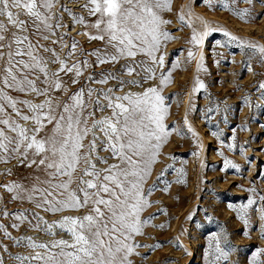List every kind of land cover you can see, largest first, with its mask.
Segmentation results:
<instances>
[{
  "label": "snow or ice",
  "instance_id": "obj_1",
  "mask_svg": "<svg viewBox=\"0 0 264 264\" xmlns=\"http://www.w3.org/2000/svg\"><path fill=\"white\" fill-rule=\"evenodd\" d=\"M216 2L241 20L249 18V8L234 7L239 0ZM205 3L213 7L212 0ZM171 7L172 0H84L80 8L85 16L66 0H0V163L16 161V167L31 169L0 182V264H133L138 247H160L141 245L135 238L149 222L141 214L155 185L146 189V181L171 133L181 134L166 123L170 106L162 94L171 82L161 51L162 42L173 39L163 27L170 23L163 13ZM187 7L178 20L191 29V61L210 22L196 15L203 26L198 30L191 5ZM65 14L72 27L80 26L76 35L100 45L85 49L70 35ZM225 34L251 53L244 61L248 71H254L253 57L264 65V45ZM120 61L116 71L101 67L115 68ZM157 68L158 83L149 84L157 78ZM201 70H206L202 53L196 60L197 73ZM203 88L197 75L191 91ZM258 90L264 96V81ZM243 100L250 103L247 95ZM184 124L195 138L187 115ZM171 160L160 175L174 167L175 156ZM229 167L240 171L241 166L225 158L224 168ZM176 171L177 182H183L185 170ZM11 175L12 168L0 170V176ZM247 191L252 193L247 203L234 211L246 227L255 214L264 238V194L254 187ZM5 192L7 204L31 207L9 209ZM69 211L81 214L51 221L42 214ZM232 250L223 230L213 233L204 264H232ZM246 264H264V246L256 247Z\"/></svg>",
  "mask_w": 264,
  "mask_h": 264
},
{
  "label": "rangeland",
  "instance_id": "obj_2",
  "mask_svg": "<svg viewBox=\"0 0 264 264\" xmlns=\"http://www.w3.org/2000/svg\"><path fill=\"white\" fill-rule=\"evenodd\" d=\"M73 1L77 2L72 4L66 0L68 7L83 13L80 5L84 0ZM212 4L213 7H209L205 0H172L171 11L163 13V18L170 21L163 27L173 37L161 44V51L166 54L165 74L171 70V82L162 88V94L170 106L166 123L181 134L171 133L145 184L146 189L155 185L147 196L150 205L141 214L149 222L144 225L143 234L135 239L141 245L159 244L160 247H138L136 252L139 254L131 257L133 264H204L203 254L209 237L213 233L221 234L222 230L233 249L230 254L232 264H246L255 248L264 246L258 217L252 214L246 227L234 211L242 203H247L248 196L252 195L247 189L254 187L264 194V96L258 90V82L264 81V65L258 63V57H253L251 65L254 71H248L244 61L251 53L242 50L239 39L232 40L225 34L228 32L240 39L264 45V0H252L250 5L239 0L234 5L250 9L247 20H241L218 5L216 0H212ZM188 5H191L198 30H203V26L195 20L196 15L210 22L208 35L202 46L194 48L196 58L191 61L187 58V49L193 47L187 42L191 29L182 27L178 20L182 8L185 13L188 12ZM83 14L86 16V13ZM65 22L69 24L70 35L75 36L85 49L100 45L99 41H89L83 35H76L80 26L72 27L67 14ZM201 53L206 70L197 73L196 60ZM174 62L176 67H173ZM122 63L120 61L115 68L111 64L101 67L116 71ZM95 71L99 72L100 69L96 68ZM156 71L157 78L148 83H158L161 69L157 68ZM197 75L205 88L192 93ZM114 83L110 81V84ZM246 95L250 103L244 102ZM185 115L197 134L195 138L184 124ZM229 145L234 147L230 148ZM194 152L198 155H193ZM172 156H175L174 167L160 175L169 163H173ZM225 158L238 163L240 171L231 167L225 169ZM15 165L16 161L0 163V170H13L11 176H0V182L17 179L31 171ZM179 168L186 173L183 182H177L179 176L176 169ZM0 192L4 190L0 189ZM4 195L7 204L8 194L5 192ZM7 206L9 209L31 207L27 203ZM175 210H178L177 214ZM42 214L47 219L55 216ZM190 215L191 219L188 218ZM4 223L8 221L4 220ZM9 230L13 235L19 234ZM3 242L10 244L7 240ZM179 244L183 247H179ZM11 251L19 249L12 248Z\"/></svg>",
  "mask_w": 264,
  "mask_h": 264
},
{
  "label": "bare ground",
  "instance_id": "obj_3",
  "mask_svg": "<svg viewBox=\"0 0 264 264\" xmlns=\"http://www.w3.org/2000/svg\"><path fill=\"white\" fill-rule=\"evenodd\" d=\"M69 3H76L77 1H73V0H68ZM83 37V36H82ZM154 83V82H153ZM149 84H152V83H149ZM147 86V85H146ZM134 90H137V89H134ZM101 155H105L104 153H101ZM175 206V204L173 205ZM176 214L178 213V210H175ZM78 214H81L80 212H76V211H69V212H65V213H62V214H56L55 216H52L50 218H48V220H56V219H59L60 215H78ZM160 226H164L163 224H160ZM24 231V228L22 227V231ZM28 234H34V233H28ZM176 235L178 236L179 235V231L177 230L176 231Z\"/></svg>",
  "mask_w": 264,
  "mask_h": 264
}]
</instances>
